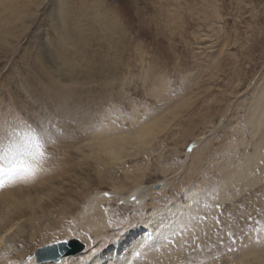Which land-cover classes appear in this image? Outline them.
<instances>
[{"label": "rangeland", "instance_id": "374dc122", "mask_svg": "<svg viewBox=\"0 0 264 264\" xmlns=\"http://www.w3.org/2000/svg\"><path fill=\"white\" fill-rule=\"evenodd\" d=\"M263 92L264 0H0V123L11 122L17 133L19 126L25 137L35 135L33 152L42 156L41 164H82L89 154L83 140L92 133L124 132L137 120H156L164 108L163 115L176 112L154 129L145 151L132 148L137 156L108 168L119 175L138 173L144 187L172 183L167 195L153 201L163 214L159 231L166 233L150 236L133 264H264V157L256 179L236 186L239 196L221 189L262 138L264 156V131L250 119ZM46 118L50 129L44 128ZM47 130L52 144L43 141ZM172 163L169 174L160 172ZM83 169L94 176L93 167ZM95 178L83 192L94 196L84 210L79 197L84 217L97 195L116 197L103 178ZM68 185L77 190L76 183ZM124 205L100 206L110 234L131 216L140 219L139 207ZM171 209L176 213L169 214ZM190 226L194 233L180 242ZM63 227L54 228L45 244L88 234L82 219L72 217ZM143 233L148 234L142 229L139 237ZM24 242H16L28 251L24 264L38 261V248L46 245ZM167 245L175 250L168 258L146 260ZM179 246L184 250L175 257ZM259 246L261 255L254 252Z\"/></svg>", "mask_w": 264, "mask_h": 264}, {"label": "bare ground", "instance_id": "6f19581e", "mask_svg": "<svg viewBox=\"0 0 264 264\" xmlns=\"http://www.w3.org/2000/svg\"><path fill=\"white\" fill-rule=\"evenodd\" d=\"M255 103L256 106L250 114V119L255 121L254 125H256V130L263 132L264 92L257 97ZM164 110L165 108L159 112V118L156 120L153 117H150L149 120L146 118L147 120H143L141 123H138L139 120H137L128 131H112L102 128L95 133L91 132L92 135L83 140L86 142L85 146L89 148V154L83 156L82 164L80 163L72 166L69 164H41L42 156L33 152L36 149V145L34 144L35 135L32 137L29 133V135L25 137V131L22 133L19 126H17L18 133L21 131V134H18L14 130V125H12L11 122H1L0 159L3 160L5 158L9 164H0V181H6L4 186L0 187V264L26 263L29 256L28 251L26 247H24V244L23 247L19 249L16 242L21 238L25 239L27 246H32L33 248L37 245L39 239V245H46L45 242L49 240L48 237L50 233H55L54 228L63 229L65 227H63L65 221L70 218L72 219V217L77 221L82 219L83 230L91 236L87 234L88 237L81 236L77 239L55 242L42 246L38 248V254L40 256L38 261L34 258L32 264H133L135 256H137L136 254L143 249L144 244H147L145 241L150 240V236H158L161 234L162 237L166 233V231L162 229L159 231V225H163V223L160 222L161 219H163V214L159 215V213H156L157 208L153 205V201L160 196L167 195L168 187L172 184L170 180H163L157 183L161 186L159 188H156L157 184L151 187H144L142 176L138 173L119 175L116 172H111L108 168H119L122 165L120 163L132 159L137 156V153H140V151L146 150L145 146L147 147L151 143V139L154 138V129L159 127V125L167 119L168 114H176L175 111L173 112L168 109L163 115L162 112ZM181 111L182 110H180V112ZM43 123L46 129H50L52 126L50 119H44ZM26 130H28V128ZM187 132L186 137L188 138L191 133H193V130L189 129ZM44 133L43 141L45 144H52L53 138H51V131L47 130V132ZM257 134L258 132L254 133L255 136ZM80 137L82 136L80 135ZM186 141L183 147L186 145ZM262 141L263 138L260 142L255 144L254 153L248 157L246 162L243 163L238 170L226 176V180H224L221 187L223 191L227 188H231L234 192L233 196H239V193L242 191H238L236 186L248 182L251 183L256 179L255 168L264 157L262 154ZM79 142H81L80 139ZM40 146L42 149V143ZM71 146L73 147L75 145ZM132 148H135L137 153L132 151ZM30 152H33L35 155L32 157L30 154L29 156ZM179 152L178 149V153ZM202 158L204 159L203 155ZM19 159H25L22 161L24 164H15ZM87 162H93L94 164H85ZM174 164L175 163H172V165L165 168L162 167L160 172L166 175L169 174L174 168ZM85 165L94 168L93 177H91L92 175L88 174V172L85 174V170L83 169ZM79 169L81 174L78 176L74 173H70L72 170L79 171ZM85 169L87 170V168ZM9 176L11 178H9ZM95 176L99 179L103 178V180L100 181L101 184L112 187L116 197L107 199L96 194V198L100 199L95 202L89 214L84 217L85 212L83 210L86 204L89 206L90 203H92L94 196L89 193L84 194L83 192L87 187H90L88 185L93 183V179H96ZM191 180L192 179L188 180L186 183L190 184ZM126 182L131 183L133 188L127 189L126 186L124 187ZM72 183L77 184V190L66 189L65 186H67V184H69V187L73 186L70 185ZM79 183L80 185H78ZM126 193H128V197H124ZM226 195H228L227 192L223 194V197H220V201H225ZM80 196H84V204L83 206L81 205L83 208L82 212L79 210V207H81V203L79 202ZM120 201L125 204L124 206L127 205V207L130 205L139 207L138 211H141L139 214L140 219L138 220L137 217L131 216L127 220L126 226L110 234L107 229L108 224L101 214L100 206L103 204L107 206L113 203L119 204ZM142 202L145 203L143 204ZM137 204H139V206H137ZM170 213L172 215L176 213V211L171 209L169 211V214ZM171 218L173 221L170 219V223H173L175 218L173 219L172 216ZM194 228V226H190L183 235V239L179 241L184 242V239L192 236V233L195 231ZM142 229L147 231L148 234H144L145 232L143 231L144 233L139 237V233H141ZM149 233H151V235ZM91 237L94 239L93 242L92 239H89ZM49 241L47 242L51 243ZM55 244L59 247L61 244L66 246L77 244L81 246V249L76 252L75 255L62 257L60 260L61 262L59 261L60 263L54 260L51 262H40L46 259L42 254L46 253V255H48V251H50L51 247ZM170 248L171 247L167 245L165 251L162 249L155 253H148L146 260L154 261L155 258H157L156 256H166L165 258H168L167 255L170 253ZM261 248V246L257 247L254 252H262L260 251ZM178 249L179 251L174 253L175 257L176 254L178 256V254L182 253L184 247L179 246ZM53 251L57 252L56 250H51L50 253ZM171 251L174 252L175 250L173 249ZM254 252L252 254L254 256L259 254ZM9 254L14 255V257ZM259 255H261V253ZM257 257H255V259ZM63 258H66L67 261H63ZM260 259L261 258H258L256 260L260 261ZM242 261L245 263L246 260ZM261 261L263 262L264 260Z\"/></svg>", "mask_w": 264, "mask_h": 264}, {"label": "water", "instance_id": "95a60500", "mask_svg": "<svg viewBox=\"0 0 264 264\" xmlns=\"http://www.w3.org/2000/svg\"><path fill=\"white\" fill-rule=\"evenodd\" d=\"M62 245V246H61ZM60 247L58 245H53L51 247V250H56L57 252L53 251L50 253V251H48V255H46V253L42 254L44 257H46V259L44 261H40V262H51V261H55V262H59L61 260L62 257H68V256H71V255H75L76 252H78L80 249H81V246L80 245H64V244H61ZM45 250H48V249H45ZM44 250V251H45ZM58 257H56V256ZM55 256V257H54Z\"/></svg>", "mask_w": 264, "mask_h": 264}, {"label": "snow or ice", "instance_id": "6c2138e0", "mask_svg": "<svg viewBox=\"0 0 264 264\" xmlns=\"http://www.w3.org/2000/svg\"><path fill=\"white\" fill-rule=\"evenodd\" d=\"M6 175H7V174H6ZM9 178H11V177L9 176ZM5 182H6V181H0V187H3L4 184H5Z\"/></svg>", "mask_w": 264, "mask_h": 264}]
</instances>
